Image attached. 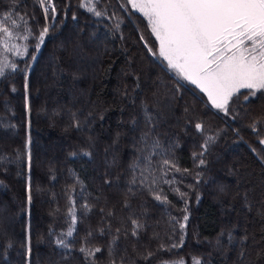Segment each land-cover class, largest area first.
<instances>
[{
	"label": "trees",
	"instance_id": "obj_1",
	"mask_svg": "<svg viewBox=\"0 0 264 264\" xmlns=\"http://www.w3.org/2000/svg\"><path fill=\"white\" fill-rule=\"evenodd\" d=\"M86 2L0 0L19 25L0 45L16 65L0 76V264H264V91L222 114L157 57L141 13ZM149 154L166 200L139 183Z\"/></svg>",
	"mask_w": 264,
	"mask_h": 264
},
{
	"label": "snow or ice",
	"instance_id": "obj_2",
	"mask_svg": "<svg viewBox=\"0 0 264 264\" xmlns=\"http://www.w3.org/2000/svg\"><path fill=\"white\" fill-rule=\"evenodd\" d=\"M43 2L44 0H41V3ZM125 4H130L146 18L152 35L158 41L159 56L167 62V67L205 93L213 108L227 114L230 102L241 94V90H248L251 95H255L256 91H264V0H125ZM81 6L97 17L103 15L97 10L96 0H87ZM44 10L47 13L49 8L45 7ZM51 11H56L54 6ZM13 15L10 11L0 20V45L5 42V35L13 36V32L5 27V24L11 21L12 28L19 26ZM19 19L24 20V17L20 16ZM28 31L30 32V29ZM48 31L45 27L39 33L37 49L43 44ZM24 39L28 37L25 36ZM8 67L15 70L16 65L0 62V76L5 74V68ZM25 87L27 88V85ZM245 99H248L247 95ZM144 119L147 125L153 124V116L147 108L144 109ZM195 128L203 131L201 123H196ZM149 135L145 133L141 140L147 141ZM208 139L210 141L212 138ZM261 143H264V140ZM158 146L157 140L154 147ZM151 155L144 157L145 166L141 171L142 178L139 183L147 187L155 200L163 201L166 197H162L153 187L157 179L150 172ZM162 163L165 168H175L168 159H164ZM200 163L203 164L204 161L201 160ZM139 167L137 162L132 166L133 171ZM131 183H137L135 176ZM28 199L30 202L31 196ZM244 201L248 204L247 193L244 194ZM70 215L75 224L76 215L72 209ZM183 220L187 221L188 216L185 215ZM131 223L132 235L135 236L137 229L142 225L135 219H132ZM180 228L184 229L185 224L181 223ZM67 235H73L71 228ZM57 243L67 246L63 240H58ZM100 251L98 247L80 248V252L87 256H93ZM173 264H184V261H176ZM194 264H200L199 260H194Z\"/></svg>",
	"mask_w": 264,
	"mask_h": 264
},
{
	"label": "rangeland",
	"instance_id": "obj_3",
	"mask_svg": "<svg viewBox=\"0 0 264 264\" xmlns=\"http://www.w3.org/2000/svg\"><path fill=\"white\" fill-rule=\"evenodd\" d=\"M129 6L132 8V6L129 4ZM133 9V8H132ZM134 11H137V10H135V9H133ZM137 12H139V11H137ZM140 13V12H139ZM156 55H157V57L166 65V67H167V62L166 61H164L163 60V58L162 57H160L159 56V44H158V41H157V52H156ZM168 68V67H167ZM169 69V68H168ZM171 72H173L176 76H177V74H176V72L174 71V70H171V69H169ZM179 79H181L182 81H184V82H186V83H188V84H190V85H192L193 87H195V88H197V89H199L197 86H195V85H193V84H191V82H189V81H187V80H184V79H182L181 77H179V76H177ZM200 90V89H199ZM202 94H203V97L205 98V100H206V102L212 107V105H211V103L208 101V98H207V95L205 94V93H203V92H201ZM213 108V107H212ZM213 109H215V108H213ZM216 111H219V112H221L222 114H224V112H222V111H220V110H217V109H215ZM247 220V219H246Z\"/></svg>",
	"mask_w": 264,
	"mask_h": 264
},
{
	"label": "water",
	"instance_id": "obj_4",
	"mask_svg": "<svg viewBox=\"0 0 264 264\" xmlns=\"http://www.w3.org/2000/svg\"><path fill=\"white\" fill-rule=\"evenodd\" d=\"M32 253V251H30V254Z\"/></svg>",
	"mask_w": 264,
	"mask_h": 264
}]
</instances>
